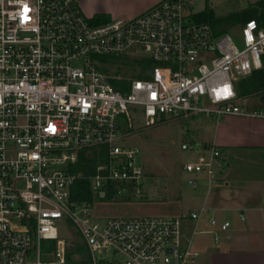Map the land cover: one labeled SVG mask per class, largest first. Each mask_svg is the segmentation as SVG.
<instances>
[{
    "label": "built area",
    "instance_id": "2783aa9c",
    "mask_svg": "<svg viewBox=\"0 0 264 264\" xmlns=\"http://www.w3.org/2000/svg\"><path fill=\"white\" fill-rule=\"evenodd\" d=\"M189 9L186 0H158L133 16L96 22L78 0H0V264H67L60 223L77 230L89 264H196L182 220L197 221L206 207L104 220L91 210L97 198L142 196L140 150L122 142L132 112L140 110L145 126L165 117L263 113L239 103L238 81L262 67L264 16L239 23V46ZM136 47L156 61L149 76L115 88L117 76L100 58ZM100 145L105 162L91 173L72 170L79 150ZM181 148L192 152L182 165L187 183L196 187L204 173L209 189L219 146ZM80 178L91 199H71ZM208 222L222 230L230 224ZM43 239L55 240L50 257L42 255Z\"/></svg>",
    "mask_w": 264,
    "mask_h": 264
},
{
    "label": "crops",
    "instance_id": "0c3cea01",
    "mask_svg": "<svg viewBox=\"0 0 264 264\" xmlns=\"http://www.w3.org/2000/svg\"><path fill=\"white\" fill-rule=\"evenodd\" d=\"M157 1L78 2L83 11L82 4L92 10L88 15L101 13L110 18L133 16ZM259 110L263 113L256 116L226 115L230 117L226 120L228 124H217L215 135L201 141L215 142L219 146L220 168L215 171V182L209 189H206L205 174L196 175L193 204L177 214L206 207L197 221L182 220L191 246L199 252L196 264H264V108ZM211 216L219 221L227 219L230 224L224 230L219 229L209 224Z\"/></svg>",
    "mask_w": 264,
    "mask_h": 264
},
{
    "label": "rangeland",
    "instance_id": "374dc122",
    "mask_svg": "<svg viewBox=\"0 0 264 264\" xmlns=\"http://www.w3.org/2000/svg\"><path fill=\"white\" fill-rule=\"evenodd\" d=\"M186 1L190 4L192 12L202 10L207 4L212 9L215 17L224 19L217 28L228 31L235 43L241 46L239 22H229L226 18L236 16V13L250 5L254 7L258 0ZM82 7L85 14L92 12L85 4H82ZM145 55H147L146 52L136 47L127 49L124 53L104 55L100 60L109 74L115 73L117 78L124 77L129 80L138 77L139 72L142 70V66L135 60L136 56ZM74 63L79 64L80 62L76 60ZM262 68L264 69V54H262ZM149 72L150 68L145 69V73ZM239 103L247 110L264 108V90L241 95ZM131 117L132 132L122 142L136 145L140 150L136 159L140 162L144 172L142 196L117 195L97 198L92 203V214L96 219L104 220L113 216H167L177 215L182 210L187 211L193 204L192 199H194L193 194L195 192L191 185L187 183L190 173L185 172L182 165L190 159L192 152L181 148V144L183 142L192 143L210 140L216 133L217 124H228L226 120L230 117L221 115L217 120L215 117L200 114L185 118L165 117L147 126L144 124V117L140 110L132 112ZM122 128V130L126 129L124 120H122ZM196 152H198V149ZM98 164L96 162V165ZM58 234L69 240L68 249H73L77 243H83L74 226L70 224L60 223ZM44 250L42 249L43 256H45ZM75 255L78 258L81 253Z\"/></svg>",
    "mask_w": 264,
    "mask_h": 264
},
{
    "label": "trees",
    "instance_id": "16d2710c",
    "mask_svg": "<svg viewBox=\"0 0 264 264\" xmlns=\"http://www.w3.org/2000/svg\"><path fill=\"white\" fill-rule=\"evenodd\" d=\"M97 15V16H96ZM95 20L96 22H102L109 19V16L106 14H96ZM264 16V0H258L257 4L252 7L251 5L242 9L239 13H236V16H231L230 18H226L229 22H240L245 21L248 18L254 17L257 20L263 18ZM191 17L195 20H203L210 23L211 27L216 32L224 31L225 29L217 28L219 23L224 21L223 18L215 17L213 11L206 4L205 7L197 12H193ZM136 62L142 66V70L139 72L138 77L133 78H142L148 77L149 73H145V69H147L150 65L154 64L156 61L152 60L149 56H136ZM132 79V78H131ZM130 80L127 78H110V82L115 88L120 90H124L127 88ZM239 88L238 92L240 95H248L256 92H261L264 90V69L258 68L254 69L249 75L240 78L238 81ZM164 119V118H162ZM161 119V120H162ZM106 147L104 145H100L98 147H90L81 149L78 152L77 159L72 165L73 171H83L84 173H91L96 168V162L101 163L106 161L105 156ZM71 199L74 200H82V199H91V192L89 189V182L86 178L78 179L71 188ZM77 231V230H76ZM44 250V257H50L51 250L55 248V240L54 239H43L41 242ZM76 253H81V255L76 258ZM66 262L67 264H89V255L86 246L83 243H77L76 247L73 249H66Z\"/></svg>",
    "mask_w": 264,
    "mask_h": 264
}]
</instances>
